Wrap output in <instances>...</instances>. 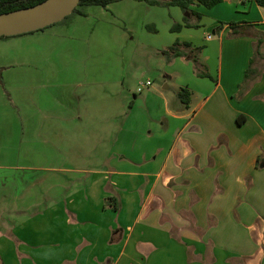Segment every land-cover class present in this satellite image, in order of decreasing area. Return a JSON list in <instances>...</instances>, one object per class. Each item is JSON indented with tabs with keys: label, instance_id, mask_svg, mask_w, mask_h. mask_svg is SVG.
Segmentation results:
<instances>
[{
	"label": "crops",
	"instance_id": "0c3cea01",
	"mask_svg": "<svg viewBox=\"0 0 264 264\" xmlns=\"http://www.w3.org/2000/svg\"><path fill=\"white\" fill-rule=\"evenodd\" d=\"M141 3L88 7L65 24L0 39V79L16 70L20 90L16 140L0 142V158L14 150L27 164L0 166L22 173L0 186V264H264V42L256 53V39L227 37L233 24L264 36V8L194 7L199 27L171 32L186 14L159 7L162 40L141 53L161 86L138 98L149 80L126 85L135 76L131 32L111 38L126 61L101 56L107 12L117 6L111 18L130 22ZM177 42L200 50L209 77L190 58L167 61L163 51ZM36 76L41 95L29 84ZM114 194L118 212L104 208Z\"/></svg>",
	"mask_w": 264,
	"mask_h": 264
},
{
	"label": "rangeland",
	"instance_id": "374dc122",
	"mask_svg": "<svg viewBox=\"0 0 264 264\" xmlns=\"http://www.w3.org/2000/svg\"><path fill=\"white\" fill-rule=\"evenodd\" d=\"M141 4L142 7L135 10V14L138 17L130 22L125 20H118L117 18H114L113 20L111 18L112 12H114V9L117 6L112 7L111 11L107 12V23H104L103 26V29L105 31L106 45L104 46L101 60L104 63H111L115 61L116 58H121L122 55L125 56L126 61L127 57H129V54L123 51V49L120 50L118 45H116V43H113L112 39L117 40V42L122 41V36L124 34H128L127 30L130 31L133 36L132 41H129L127 43L125 42V44H136L137 46V51L134 54V58L131 59L132 62L130 61L129 69V72H133L135 76L133 79H129V81L127 80L126 82V85H128L130 91H136L138 81L145 82L147 79L153 84V87L161 86V80L158 78V76H160L159 70L155 68L156 66L154 64H152V59L148 54L141 53V50H143L141 48H143L142 44L145 45L153 41H157L160 39L162 40L161 27L164 26V20L163 15H161V12L163 11L161 10L164 9H161L159 7H149L143 3ZM143 22L144 24H142ZM108 30H113L115 34L112 31ZM9 50L12 51L13 54L15 47H11ZM131 63L133 65H131ZM127 71L128 70H126L125 72L127 73ZM126 76V79H128V75ZM30 77H32V75ZM16 78V70H14L9 72L8 74L3 75V77L0 79V142H4L7 140L10 143L12 142V145H14V141L16 140L19 124L16 111V98L20 90L16 84ZM29 80H32L29 84L36 88L34 94H43L44 91L42 90V85L44 83V80H42L38 76H36V79L34 77V79ZM145 92L146 91H143V93L140 95L145 94ZM136 95H138L137 97L139 98L140 95ZM13 151L14 150L9 151L4 159L0 158V166H8L6 162H8L9 164H14V166L19 164V162L25 166L27 165L25 164V161L23 162V160L21 159L17 160V158L12 155ZM19 174H22L21 171L0 170V186L7 183L5 181H2V178L5 177V175L17 177L19 176Z\"/></svg>",
	"mask_w": 264,
	"mask_h": 264
},
{
	"label": "trees",
	"instance_id": "16d2710c",
	"mask_svg": "<svg viewBox=\"0 0 264 264\" xmlns=\"http://www.w3.org/2000/svg\"><path fill=\"white\" fill-rule=\"evenodd\" d=\"M8 1V2H6ZM45 0H22V1H16V0H0V14L28 8L35 6ZM122 0H80L78 6L74 9L71 15L67 16L63 21L57 23V24H65L68 21H70L74 16L85 15V10L88 7H101L106 8L108 5L119 2ZM137 2H144L149 6L154 7H162V8H170V7H177L179 8L184 14H188L190 17L195 19V23H191L190 18L184 17V24L178 25L175 24L170 29L171 32H179L182 28H198L199 22L201 20V14L195 12L192 10V8L196 7H202L205 9H211L218 4L222 3L223 0H134ZM255 3L261 7L264 8V0H254ZM148 28V27H147ZM228 38H239V37H251L256 39L254 49L255 52H258L259 47L263 44L264 36L263 34H254L251 32H248V29L244 25L240 24H233V26L230 29V32L227 35ZM9 37H2L0 39H5ZM191 46L189 44H180L175 43L173 46L168 48L167 50L163 51V54L165 55L167 61L174 58H190L191 62L193 63V68L195 71V74L198 77H209L208 73H206L204 67L199 63L198 53L200 50H192V52H186L189 51ZM192 54V55H191ZM250 73V68L245 73V78H248V75ZM177 97L181 101V103L185 106L188 105V101L190 98V93L187 89L182 88L177 92ZM104 208L105 209H111L115 212H118L120 209V201L116 194L106 197L104 200Z\"/></svg>",
	"mask_w": 264,
	"mask_h": 264
},
{
	"label": "water",
	"instance_id": "95a60500",
	"mask_svg": "<svg viewBox=\"0 0 264 264\" xmlns=\"http://www.w3.org/2000/svg\"><path fill=\"white\" fill-rule=\"evenodd\" d=\"M79 1L45 0L32 7L0 14V38L29 34L53 26L71 15Z\"/></svg>",
	"mask_w": 264,
	"mask_h": 264
},
{
	"label": "built area",
	"instance_id": "2783aa9c",
	"mask_svg": "<svg viewBox=\"0 0 264 264\" xmlns=\"http://www.w3.org/2000/svg\"><path fill=\"white\" fill-rule=\"evenodd\" d=\"M208 40L211 39V35H208ZM151 86V82L147 81L145 83H142L139 88L137 89V93L140 94L142 93L145 89L149 88Z\"/></svg>",
	"mask_w": 264,
	"mask_h": 264
},
{
	"label": "flooded vegetation",
	"instance_id": "af4514ba",
	"mask_svg": "<svg viewBox=\"0 0 264 264\" xmlns=\"http://www.w3.org/2000/svg\"><path fill=\"white\" fill-rule=\"evenodd\" d=\"M16 1H22V0H16ZM6 2H8V1H6Z\"/></svg>",
	"mask_w": 264,
	"mask_h": 264
}]
</instances>
